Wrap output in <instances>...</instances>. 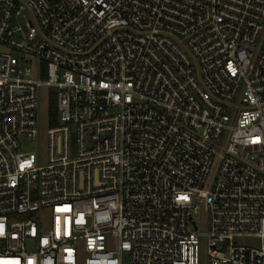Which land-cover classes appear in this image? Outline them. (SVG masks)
<instances>
[{
  "label": "built area",
  "instance_id": "1",
  "mask_svg": "<svg viewBox=\"0 0 264 264\" xmlns=\"http://www.w3.org/2000/svg\"><path fill=\"white\" fill-rule=\"evenodd\" d=\"M42 91L43 161L19 142ZM200 245L264 264V0H0V264H200Z\"/></svg>",
  "mask_w": 264,
  "mask_h": 264
},
{
  "label": "rangeland",
  "instance_id": "2",
  "mask_svg": "<svg viewBox=\"0 0 264 264\" xmlns=\"http://www.w3.org/2000/svg\"><path fill=\"white\" fill-rule=\"evenodd\" d=\"M38 129H39V142H27L24 138H20V151L21 152H33L38 155L41 160L45 159L46 154V130L48 129L47 119V98L44 91L41 93L40 107L38 113ZM118 204V197L116 194L107 193L98 195L94 198V212L90 220L93 230L106 231L109 229L110 220L112 214L116 211ZM43 227L48 225L47 212L42 213ZM199 231H202V223L197 222ZM106 238L110 239L109 234H106ZM114 246V240H110ZM238 244H249L246 240L238 241ZM126 258V254L124 255ZM200 264H206V248L204 245H200L199 249Z\"/></svg>",
  "mask_w": 264,
  "mask_h": 264
},
{
  "label": "trees",
  "instance_id": "3",
  "mask_svg": "<svg viewBox=\"0 0 264 264\" xmlns=\"http://www.w3.org/2000/svg\"><path fill=\"white\" fill-rule=\"evenodd\" d=\"M55 101L54 99H49L47 103V118H48V123L52 124L54 123L55 120Z\"/></svg>",
  "mask_w": 264,
  "mask_h": 264
}]
</instances>
